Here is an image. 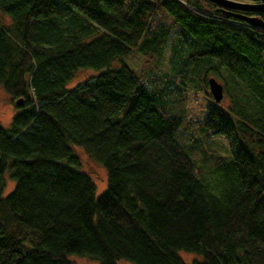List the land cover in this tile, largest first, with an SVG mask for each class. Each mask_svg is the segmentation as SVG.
<instances>
[{
  "label": "trees",
  "instance_id": "16d2710c",
  "mask_svg": "<svg viewBox=\"0 0 264 264\" xmlns=\"http://www.w3.org/2000/svg\"><path fill=\"white\" fill-rule=\"evenodd\" d=\"M238 15L264 22L211 0H0V86L15 109L0 123L13 182L0 264H264V27ZM167 43L166 67L147 64ZM132 49L147 69L113 64ZM82 69L94 73L67 88ZM221 71L225 108L207 88ZM199 94L207 112L191 130ZM189 133L193 147L226 143L211 187L178 143ZM75 148L105 172L98 196Z\"/></svg>",
  "mask_w": 264,
  "mask_h": 264
},
{
  "label": "rangeland",
  "instance_id": "374dc122",
  "mask_svg": "<svg viewBox=\"0 0 264 264\" xmlns=\"http://www.w3.org/2000/svg\"><path fill=\"white\" fill-rule=\"evenodd\" d=\"M248 1L246 0V2ZM3 21L5 23L9 22L8 18L5 16L3 17ZM164 48H165V51L163 55L160 57L159 61H156L154 59L153 60L148 59L149 62L147 61L148 62L147 64L150 65L153 63L159 69L165 68L167 65V59L169 56V43H167ZM144 59L145 58L138 52V50L132 49L129 54L122 56L119 59L115 60L113 64L116 63L115 66H118L120 63H126L136 70H138L139 68L147 69L148 65H143ZM92 73H94L93 70L92 71L85 70V69L78 70L76 72L74 79L70 81L69 83H67L68 84L67 88L69 89L73 88L75 86V82L81 81L87 78ZM221 73L223 74L221 78H216V77L214 78L220 84H224V82H226L227 85L225 87H228L229 92H231L232 90H230L231 89L230 79L227 78V76H225L226 74L225 72L221 71ZM209 77H213V76L210 75ZM187 102H189V99H187ZM219 104L224 108L229 106V98H228V95L224 92V89H223V96L221 97ZM188 106H189L187 109L188 113L190 117H192L193 120L195 121L192 124L191 130H197L198 127L200 128V126L203 125L205 114L207 112V109H206L207 102L205 98L199 94L198 97H196L194 100L193 99L190 100ZM13 107L14 105L11 102V98L4 92V90L0 86V123H2L3 125H7L9 123L12 115H14L15 109ZM191 137H192L191 133H189V135H183L182 137L180 136L178 137V134L176 136V138L178 139V143L180 144L184 152H186V154H188V156L192 160L195 176L201 181V183H203V185H206V187H208L210 184L209 182H213V178L210 175L212 170L209 167L208 161L211 160V158L215 155H223L224 153L223 144L225 146L226 143L222 139H219L216 137L215 143H211L210 145H207L206 143H202V144H197L196 147H193L192 146L193 141ZM225 148L227 150L226 146ZM75 151L81 160L80 168H82V170L90 174L91 178L94 180L95 187H96L95 195L98 196L99 194L103 192V190L105 189L104 187H106V178H105V172L103 168L100 167V165L93 162L92 160H90L85 155V153L79 148H75ZM205 169L206 170L209 169L211 172L210 171L208 172L207 170V174L205 175V182H204L201 176L204 177L203 172ZM199 172L201 173V175ZM12 187H13V182L8 175V171H6L5 174H3L0 177V192H1L0 194L2 196L6 195V193ZM179 255L185 262H190L194 258H198L197 255L193 253H189V252H184V251H180ZM70 260L74 264H98L96 261L94 262L93 260H90L87 257L71 256ZM119 264H130V263H128L127 261L121 260L119 261Z\"/></svg>",
  "mask_w": 264,
  "mask_h": 264
},
{
  "label": "water",
  "instance_id": "95a60500",
  "mask_svg": "<svg viewBox=\"0 0 264 264\" xmlns=\"http://www.w3.org/2000/svg\"><path fill=\"white\" fill-rule=\"evenodd\" d=\"M211 1L228 7H233L238 10H250L251 12L264 10V0H250L249 2H243V1L240 2L238 0H211ZM239 17L241 19H244L251 25L253 24L264 27V22H262V20L257 15L239 16ZM207 83H208L207 88L213 100L215 102H219L221 100V97L223 96L222 84L217 82L214 77H209L207 79ZM20 102H21L20 98L15 101L16 104H20Z\"/></svg>",
  "mask_w": 264,
  "mask_h": 264
}]
</instances>
